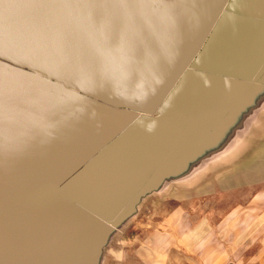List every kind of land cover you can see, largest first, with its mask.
I'll use <instances>...</instances> for the list:
<instances>
[{"label": "water", "instance_id": "obj_1", "mask_svg": "<svg viewBox=\"0 0 264 264\" xmlns=\"http://www.w3.org/2000/svg\"><path fill=\"white\" fill-rule=\"evenodd\" d=\"M252 9L0 0V264L97 261L107 233L201 135L211 90L238 81L199 60L218 34L238 47L260 20Z\"/></svg>", "mask_w": 264, "mask_h": 264}, {"label": "crops", "instance_id": "obj_2", "mask_svg": "<svg viewBox=\"0 0 264 264\" xmlns=\"http://www.w3.org/2000/svg\"><path fill=\"white\" fill-rule=\"evenodd\" d=\"M252 8L260 20L238 47L222 45L217 33L199 60L203 70L238 81L211 90L202 104L210 111L197 123L202 133L171 172L186 178L167 196L145 200L160 181L134 205H174L155 215L154 245L117 247L123 260L110 264H264V0ZM233 194L234 203L226 196ZM144 227L125 233H148ZM130 252L136 262L127 261Z\"/></svg>", "mask_w": 264, "mask_h": 264}, {"label": "rangeland", "instance_id": "obj_3", "mask_svg": "<svg viewBox=\"0 0 264 264\" xmlns=\"http://www.w3.org/2000/svg\"><path fill=\"white\" fill-rule=\"evenodd\" d=\"M186 170V169H185ZM187 176L186 173L180 175H170L169 177L161 180L162 184L158 189L149 192L143 198L146 199H160L163 196H167L170 189L173 187H178V179L180 177ZM2 178V177H1ZM6 179V175L4 176ZM178 178V179H177ZM186 181V180H185ZM184 186L186 185L183 184ZM182 184L180 186H183ZM228 199L234 203V194L226 195ZM172 202H164L161 207H154L150 205L138 204L134 207V210L129 211L121 217V219L114 225V229L111 230V233H107L106 238L103 243H101L100 253L96 257L97 261H100L102 264H110L113 261L123 260L122 254H114L116 248L118 247H133L135 245H154V232L155 230V220L156 214L163 210V214H168L173 208ZM159 217V216H158ZM145 225L144 230H148V233H125L136 232L141 227ZM153 229V230H152ZM121 252V251H120ZM119 256V257H118ZM127 258L128 262H136L134 254L130 252ZM127 256V257H128Z\"/></svg>", "mask_w": 264, "mask_h": 264}]
</instances>
